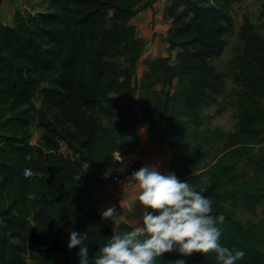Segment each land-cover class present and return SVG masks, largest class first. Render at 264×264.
<instances>
[{
    "label": "trees",
    "instance_id": "obj_1",
    "mask_svg": "<svg viewBox=\"0 0 264 264\" xmlns=\"http://www.w3.org/2000/svg\"><path fill=\"white\" fill-rule=\"evenodd\" d=\"M141 1L41 0V10H17L12 27L0 24V264H9L10 235L25 227L36 264H78V250L66 247L71 230L88 234L90 256L107 243L113 223L95 210L80 173L111 166V155L130 135L126 123L136 121L119 105L131 92L149 120L150 141L166 143L174 153L169 173L194 187L206 186L212 214L224 215L220 243L245 253L236 264H264V219L243 225L234 217L237 209L264 204V164L251 154L264 142V126L258 128L264 124V37L254 25L242 29L234 80L244 101L236 131L227 134L230 139L210 163L200 148L184 145L178 155L187 129L183 118L216 78L209 58L222 53L223 24L240 0H177L184 12L166 8L172 20L166 42L169 52L180 49L177 62L145 59L147 70L133 82L144 43L130 20ZM108 10H113L112 26ZM38 90L45 97L38 111L45 133L31 144L30 108ZM61 141L71 155L59 152ZM241 159L251 172L238 176ZM25 170L32 174L25 176ZM118 227L128 230L123 223ZM179 258L186 264H217L214 253L181 257L176 251L163 254L157 264Z\"/></svg>",
    "mask_w": 264,
    "mask_h": 264
},
{
    "label": "clouds",
    "instance_id": "obj_2",
    "mask_svg": "<svg viewBox=\"0 0 264 264\" xmlns=\"http://www.w3.org/2000/svg\"><path fill=\"white\" fill-rule=\"evenodd\" d=\"M168 4V3H167ZM123 163L122 157L117 158ZM111 170L102 173L104 178ZM135 183L137 202L142 206L136 219L118 214L116 207H107L101 218L115 226L107 243L92 256L86 232L71 230L66 247L76 248L78 264H157L160 257L173 251L187 257L193 253H214L217 264H236L242 260L243 250L231 249L220 243L223 214L213 215V201L204 195L206 186L199 188L180 180L174 173H163L154 165H145L131 174ZM128 230L120 231L119 225ZM173 264H186L176 259Z\"/></svg>",
    "mask_w": 264,
    "mask_h": 264
},
{
    "label": "rangeland",
    "instance_id": "obj_3",
    "mask_svg": "<svg viewBox=\"0 0 264 264\" xmlns=\"http://www.w3.org/2000/svg\"><path fill=\"white\" fill-rule=\"evenodd\" d=\"M41 0H34L29 5L31 8L39 4L38 9H42L39 3ZM173 0L168 3L173 7L174 13L184 12V8L176 7ZM147 0L146 3H151ZM113 10L107 11L108 25L112 26L114 19L112 17ZM229 20L227 24H223L225 32L222 39L225 42L222 53L218 57L209 58V64L213 66L216 78L208 81L204 96L195 101L190 107L189 115L183 120L186 121V135L182 140V145L177 148V154L184 149V145L200 148L201 152L205 151L203 160L212 162L225 142L236 131L235 124L240 118L241 103L244 101L242 97L243 90L240 86L235 85V76L241 61L243 49L242 29L245 25H254L257 32L264 37V0H240L232 5L228 14ZM186 20V18H184ZM132 21V20H131ZM172 23V20H171ZM180 50V49H179ZM123 60V57H119ZM177 79H175V84ZM171 89L173 92L177 86ZM169 87L168 85L165 86ZM45 105V97L41 90L32 100L30 108V138L36 144L41 140L45 129L40 126L38 111ZM261 106L264 109V97L261 98ZM263 123L258 126L261 128ZM264 128V127H263ZM264 138V134L262 135ZM62 142V143H61ZM62 154L67 155L68 145L61 141ZM60 150V147H59ZM71 150L70 154L71 155ZM255 159L261 160L264 164V142L261 146L255 147L251 152ZM178 163L175 164L177 168ZM251 168L244 159L239 161L235 170L238 176L242 173L249 174ZM81 176V175H80ZM235 219L239 220L243 225L255 223L264 219V204H258L254 208H240L236 210ZM29 227L19 229L10 235L11 250L9 251V264H36L35 254L31 248L34 246Z\"/></svg>",
    "mask_w": 264,
    "mask_h": 264
},
{
    "label": "crops",
    "instance_id": "obj_4",
    "mask_svg": "<svg viewBox=\"0 0 264 264\" xmlns=\"http://www.w3.org/2000/svg\"><path fill=\"white\" fill-rule=\"evenodd\" d=\"M142 0L138 5V10L131 18L130 24L136 28V37L144 43V48L140 59L136 63V74L134 80H139L147 70L144 64L145 59L170 57V64L177 62V52L179 48L168 51L166 42L167 31L171 27V19L166 11L167 3L162 0H151L146 3ZM34 0H0V24L8 27L14 25V15L17 10L24 9L29 12L38 11L39 9L31 8ZM121 108L131 111L136 116V121L126 123V130H130V135L125 141L120 142L119 150L111 155L112 164L108 168L85 169L80 173L81 184L90 188L93 197L94 208L98 213L107 207H116L118 214L128 215L130 219H136L142 211L139 202L133 208L131 214L128 208L133 207V201L137 196L135 184L123 189H118L111 179L114 174H121L134 165H154L159 171L169 173L174 153L166 143H153L148 137L149 120L141 113L137 104V94L128 93L119 101ZM132 136V137H131ZM31 144H36L31 140ZM62 143V142H61ZM60 143V145H61ZM63 147L60 146L59 152ZM67 155L70 150L67 149ZM64 155V154H63ZM66 156V155H64ZM121 156L122 161H116ZM110 169V175L104 178L102 173ZM113 227H115L113 225Z\"/></svg>",
    "mask_w": 264,
    "mask_h": 264
},
{
    "label": "built area",
    "instance_id": "obj_5",
    "mask_svg": "<svg viewBox=\"0 0 264 264\" xmlns=\"http://www.w3.org/2000/svg\"><path fill=\"white\" fill-rule=\"evenodd\" d=\"M162 1L165 3H170L173 0H162ZM142 166H145V165H134V166L130 167L128 170H126L124 173L112 175L111 179L114 181V183L118 189H123V188H126L128 186H131V185L135 184L133 181H131V174L134 171L138 170ZM31 174H32V172L29 170H25V172H24L25 176H29Z\"/></svg>",
    "mask_w": 264,
    "mask_h": 264
}]
</instances>
